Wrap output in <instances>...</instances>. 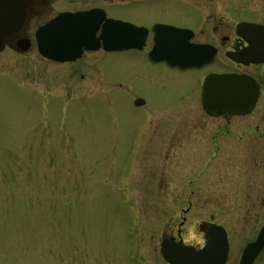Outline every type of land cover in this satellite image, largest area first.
Here are the masks:
<instances>
[{"label": "rangeland", "instance_id": "rangeland-1", "mask_svg": "<svg viewBox=\"0 0 264 264\" xmlns=\"http://www.w3.org/2000/svg\"><path fill=\"white\" fill-rule=\"evenodd\" d=\"M215 2L231 29L245 17L243 6L264 7V0ZM189 6L167 0L115 14L203 29L195 40L216 41L214 23H193L208 10ZM128 59L86 55L75 64L95 62L92 70H75L32 51L0 52V264H167L159 243L182 219V238L195 246L205 227L221 225L229 242L225 264H237L264 224V167L251 160L259 163L264 151H219L196 181L208 151L187 144L198 137L200 103L196 96L171 106L175 85L188 79L156 78ZM135 94L152 96L144 97L159 112L144 120ZM190 188L193 198L186 197Z\"/></svg>", "mask_w": 264, "mask_h": 264}, {"label": "flooded vegetation", "instance_id": "flooded-vegetation-1", "mask_svg": "<svg viewBox=\"0 0 264 264\" xmlns=\"http://www.w3.org/2000/svg\"><path fill=\"white\" fill-rule=\"evenodd\" d=\"M25 1L27 2L26 20L18 31L11 33L7 37H5L4 41H5L6 49L8 48L12 50L15 54L17 53L27 54L29 53V51H32L33 54L42 62H47L56 65L67 64V65H71L73 69L75 66V70L76 69L90 70L91 67L95 64V62L94 63L92 62L90 64L87 63L86 65H84V67L83 65L81 66L80 64L77 65L75 64L78 63V61H80L86 55H92L96 53H102L103 56L105 54L123 55L124 58H129L130 61L132 62L135 61L140 62L145 68L144 71L155 74L156 78H160V76L161 78H163L162 76L171 75L172 76L171 78L175 76V78L177 79L176 76H178L179 79L182 80L188 79L189 82L184 87H179L178 84L175 85L176 98L171 99L172 101L171 106H174L175 108H182L184 103L188 104L189 102H192L191 101L192 98H195L196 96L198 97V101L200 103V108H201V115H202L200 119H203V121L198 123V126H196L195 128L199 130V133H195L198 136L197 139L195 140V143H191L187 145L189 146V149L196 148V149L208 151L207 155L201 161V167L202 165H204L203 164L204 161H206V163L212 161L213 158L217 155V152L219 151L247 150V151H255L254 154H257V151H260V154L258 155H261V157L263 156V153L261 152L264 151V110H261L260 107L261 106L264 107V62L244 64L243 62L233 60L231 57L227 56L231 54H236L248 46L247 41L236 32V25L238 23L248 22V23H255L264 26L263 6L261 5L260 6L256 5L257 7L249 6L250 7L249 8L248 5L247 6L242 5L243 14L245 13V15L243 16L245 17L239 18L234 28L231 29V27H228L226 25L227 19L229 18L227 17L228 15H225L223 13L219 14L220 12L216 11L217 9L215 6L216 0H178L184 5L187 6L191 5L189 7L195 8L194 10L196 11L198 10L197 7H200L199 9L208 10L207 13L201 10L202 13L194 14L192 18L193 23H196L195 25L204 23V26H206L207 23L209 24L210 22L214 23L215 25L213 26L210 32L212 34V38L213 35L216 38V41L214 40L213 42L197 41L195 40V38H197V36L204 33L203 29L194 30L191 27L180 26L175 23H162V24L173 25L178 28H184L190 30L191 38L188 41L190 44L208 45L213 49H215L211 61L202 64L200 66L180 68L178 66H170L165 61H156V62L151 61L148 57L149 52L154 46L155 33L152 31V26L161 22L155 21L153 24L147 25L144 23H137L126 17L115 14L116 11H121V10H125L126 12H136V10H138V8L144 4H157L167 0H25ZM212 3L214 4L212 5ZM1 5H2V0H0V20L2 17ZM91 9L102 10L106 18L117 19L131 23L135 26L145 27L147 29V32L143 39V43L141 47H135L126 50L108 51V50H104L103 47L100 46L96 50H83L80 57H78L73 61H67V62L53 61L39 54L37 50L35 33L40 26L51 21L53 18H55L57 15L63 12L76 13ZM248 17L249 19H247ZM102 23L95 34L96 37L100 35ZM207 35L209 34L207 33ZM22 39L28 40L29 42V47L27 48L26 51L23 52L20 51L18 47V41ZM32 39L34 42H32ZM210 66H214L216 67V69L208 70L202 73V71H204L205 69L207 68L209 69ZM226 73L246 75L251 77L255 81L258 87V95L255 100V103L253 104V106H250L248 110L246 111H236L231 109L212 110L209 108L205 109V107L203 106L201 100V94H202V86L205 77L210 74H226ZM173 83H174V79H173ZM158 85H159V81H157L155 85L151 87H156ZM150 92L151 90H149V93ZM181 92L183 93L178 98L177 96ZM135 95L136 97L132 98V104L136 108H144L143 109L144 113L142 114V118H144V120L146 118H149L150 114L156 115V113L159 112V107H157L156 101H154L151 108L150 105L151 102H149L147 98H145L146 96L149 98L155 97L153 94H151L153 95V97L148 94H145L146 96L144 94L143 95L135 94ZM138 99L143 100V102L140 105L135 104V101ZM166 103L167 101L165 102V104ZM189 113L191 112L185 114L188 115ZM183 136L185 137V135ZM251 160L252 161L255 160V163L253 164V167H256L255 169H258L259 167H264V158L258 157L259 163H256L257 160L256 158H252ZM261 170L262 171L258 173V176L264 174V168H262ZM203 171L204 168L202 167L198 173L196 172L197 174L196 176H194L196 181L199 178V175L203 173ZM193 181L194 180L191 179L188 182H186L185 185L188 186ZM262 182H264V180H262L261 183ZM187 192L188 194L186 195V197L188 198H193L194 196H196L195 191L191 188ZM258 193L261 194V197H264V190L258 191ZM183 224H184V219H182L180 223L176 225V230L174 232L175 235L168 234L165 235L164 237L177 241L180 235L183 243H185L181 233V228ZM263 225L264 224H260L258 229H260ZM200 228L203 229V225H201ZM205 229L204 231L202 230V232L204 233L203 244L206 241ZM201 246H195V247L199 248ZM262 257H264V248L257 256L253 264H255Z\"/></svg>", "mask_w": 264, "mask_h": 264}, {"label": "water", "instance_id": "water-1", "mask_svg": "<svg viewBox=\"0 0 264 264\" xmlns=\"http://www.w3.org/2000/svg\"><path fill=\"white\" fill-rule=\"evenodd\" d=\"M1 6L0 52L5 48V37L18 31L24 24L27 2L2 0ZM101 23L100 35L96 37ZM152 31L155 33L154 46L148 54L151 61H165L170 66L185 68L205 64L214 55L215 49L208 45L190 44L191 33L188 29L157 23L152 26ZM146 32L145 27L106 18L102 10L91 9L60 13L37 29L35 39L41 56L67 62L80 57L83 50H96L100 46L108 51L141 47ZM236 32L247 41L248 46L227 56L244 64L264 62V26L240 22L236 25ZM18 47L20 51H26L28 40H19ZM257 95L258 87L249 76L210 74L204 79L201 100L205 109L246 111L253 106ZM142 102L138 99L135 104ZM205 233L206 241L200 248L183 243L180 235L177 241L162 238L159 243L162 259L168 264H225L229 250L226 230L221 225L211 223ZM263 248L264 225L255 239L245 244L237 264H253Z\"/></svg>", "mask_w": 264, "mask_h": 264}]
</instances>
